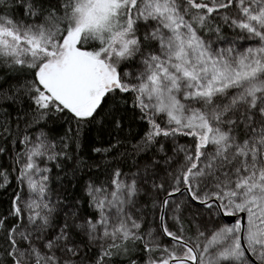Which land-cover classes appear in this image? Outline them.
I'll use <instances>...</instances> for the list:
<instances>
[{
    "label": "snow or ice",
    "instance_id": "obj_1",
    "mask_svg": "<svg viewBox=\"0 0 264 264\" xmlns=\"http://www.w3.org/2000/svg\"><path fill=\"white\" fill-rule=\"evenodd\" d=\"M0 264H264V0H0Z\"/></svg>",
    "mask_w": 264,
    "mask_h": 264
}]
</instances>
